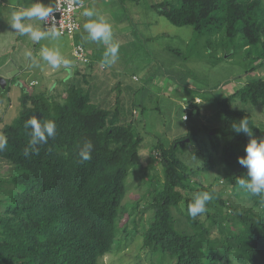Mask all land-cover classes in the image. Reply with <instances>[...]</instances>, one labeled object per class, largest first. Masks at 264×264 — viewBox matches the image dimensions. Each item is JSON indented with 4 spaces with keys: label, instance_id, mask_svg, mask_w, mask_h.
<instances>
[{
    "label": "trees",
    "instance_id": "1",
    "mask_svg": "<svg viewBox=\"0 0 264 264\" xmlns=\"http://www.w3.org/2000/svg\"><path fill=\"white\" fill-rule=\"evenodd\" d=\"M148 8L174 26L217 37L225 49H243L264 67V0H161ZM140 35L136 52L146 42ZM89 59L59 91L22 90L18 116L2 130L8 147L0 163L8 176L0 177V264H103L106 255L129 245L147 249L155 264H264V198L237 183L247 177L237 158L249 137L232 130L245 118L253 138L264 139V124L251 114L256 108L264 114V76L227 98L209 99L219 111L214 128L199 127L195 98L186 101L190 112L182 118L193 123L168 145L158 142L144 165L132 100L137 88L123 79L107 88L116 73L93 72ZM33 115L54 120L57 135L26 158L30 129L24 123ZM200 133L204 139L197 142ZM88 141L91 159L82 162L79 152ZM189 145H196L194 165L182 158ZM132 173L139 177L134 198L126 182ZM201 191L214 199L203 219H193L187 206Z\"/></svg>",
    "mask_w": 264,
    "mask_h": 264
},
{
    "label": "rangeland",
    "instance_id": "2",
    "mask_svg": "<svg viewBox=\"0 0 264 264\" xmlns=\"http://www.w3.org/2000/svg\"><path fill=\"white\" fill-rule=\"evenodd\" d=\"M151 2H159V0H137L136 17L140 24H136L135 28L142 34L140 36H144L146 40L144 46L138 48L137 52L133 48L122 52L124 49L121 48L119 64L123 82L137 88V92L132 95L137 109L136 114H133L135 128L144 140L145 146L140 150L144 165L148 164L146 162L149 159L148 151L152 150L158 142L163 146L168 145L173 139L184 134V129L190 125V122L193 123V121L185 122L182 118L190 112L186 101L192 97L195 98L193 101L198 105L200 114L197 118L199 127L205 125L214 128L217 126L219 111L209 99L227 98L245 81L264 76V67L259 66L261 60L246 55L241 48L225 49L220 46L215 36H198L191 27H177L170 24L148 8ZM67 38L61 37L60 40L63 42L62 48L66 44L65 48L68 50L70 41ZM136 46L139 47L138 41ZM67 58L70 59L68 56ZM0 77L7 79L10 92L8 95L12 102V109L5 115L0 114L2 115L0 116V133H3V128L11 125L18 116L20 93L24 89L18 86L17 80H14V74L0 73ZM117 82L118 79L111 80L105 82V86L113 89ZM40 88L41 86H38L33 91L38 92ZM141 88L146 93H143ZM55 89L58 88L55 87L47 92L54 93ZM0 94H4L2 89ZM115 94L113 92L112 96ZM122 97V102L127 108L129 104L127 93L123 92ZM252 108L246 106L243 110L249 112ZM251 114L257 124H264V114L261 109H253ZM221 125L220 122L218 127ZM200 139H204L201 133L197 137V142ZM194 147L196 145L186 146L187 150L182 156L184 159L182 160L189 165L196 163ZM7 169L6 164L0 163V177L8 176ZM155 169L161 176V166L156 165ZM216 169L210 175H205L207 182L214 177ZM133 175V173L130 174L126 181L133 186L132 191L128 193L132 198L139 193L137 188H134L139 183V177ZM199 219L203 217L200 216ZM216 232L217 230L214 229L213 233ZM138 242L140 243V240ZM137 248L135 245H129L124 251H115L112 255L108 254L110 256L106 255L101 262L103 264H155V259H151L147 249L137 250Z\"/></svg>",
    "mask_w": 264,
    "mask_h": 264
},
{
    "label": "clouds",
    "instance_id": "3",
    "mask_svg": "<svg viewBox=\"0 0 264 264\" xmlns=\"http://www.w3.org/2000/svg\"><path fill=\"white\" fill-rule=\"evenodd\" d=\"M74 3L82 6V0H74ZM61 11L54 4L45 5L36 0L30 7L23 8L12 15L11 27L21 36H28L33 42L40 43L43 40L59 41L63 33L60 26H57L54 13ZM82 15L87 19L83 24V29L87 33L86 39L106 46L100 61L101 66L109 68L119 59L120 44L113 41L112 25L103 16L97 13L94 8H84ZM38 20L43 22L40 25H34L28 21ZM49 21L51 23L49 24ZM45 25L47 27H45ZM29 60L30 68H39L41 61L46 62L53 69L63 68L69 76L72 72V61L66 58L58 46L42 47L39 51V57L31 51L25 53ZM54 86V85H53ZM25 129H30L28 146L24 149L23 155L27 158L30 154H39L40 146L48 143L50 139L57 135V124L54 120L41 121L33 115L25 121ZM236 133H244L249 137L245 145V155L238 157V163L247 169V177L237 178V183L242 189H245L252 196L264 198V139L259 142L252 136V128H249L248 121L245 118L239 120L238 124L232 126ZM8 147V138L0 133V152ZM93 144L85 142L80 149L79 156L81 161L91 159ZM214 199V195L209 191L197 192L192 202L187 206V212L190 217L196 219L198 216L208 211L207 205Z\"/></svg>",
    "mask_w": 264,
    "mask_h": 264
},
{
    "label": "crops",
    "instance_id": "4",
    "mask_svg": "<svg viewBox=\"0 0 264 264\" xmlns=\"http://www.w3.org/2000/svg\"><path fill=\"white\" fill-rule=\"evenodd\" d=\"M160 1L161 0H159V2ZM34 2H36V0H0V73L14 74V80H17V83L19 84L18 86L23 87L24 90L27 88V90L31 91L36 87L41 86L39 89L40 91H49L50 89L58 87L60 83L71 79L74 71L81 68L74 63L71 53L72 47L76 41L78 44H81L87 52H89V55L93 60V72H99L101 69L102 71H105V76H108L110 73L115 74L116 72V75L110 77V80L118 79L119 81L123 78L120 76L121 70H119L122 52H127L126 50L128 48L130 50L133 48L136 52L137 29L135 28V25L140 24L136 17L138 10L136 0H82V8L77 15L80 29L76 33L75 39L67 38L70 41L68 50L65 48L66 44L64 48H62L63 42H61V40L53 42L43 40L40 43H36L28 36L19 35L15 32V29L11 27L10 24L13 13L23 8L30 7ZM39 2L48 5L52 3V0H39ZM84 8H94L98 14L110 22L113 30V41L120 44L119 59L109 68L102 67L100 63L106 46L86 39L87 33L83 29V24L88 18L82 15ZM139 16L141 17L142 15ZM140 17H138V19ZM28 22L33 23L34 25L42 24V22L38 20ZM45 46H58L66 58L67 56L70 57V60L72 61V72L70 76L63 68L53 69L43 61H41V66L39 68H30L28 66L29 60L25 53L31 51L34 55L39 57L40 49ZM121 48L124 49L122 52ZM124 69L125 68H123V70ZM0 78L5 80L6 88L8 86L7 79L4 77ZM14 80L12 79V81ZM31 82H36V85L30 87L29 84ZM4 90L5 89H3V91ZM9 93L10 92L8 91L6 94L4 92L5 95L0 94V114L2 113L5 115L12 109V102L8 95Z\"/></svg>",
    "mask_w": 264,
    "mask_h": 264
},
{
    "label": "built area",
    "instance_id": "5",
    "mask_svg": "<svg viewBox=\"0 0 264 264\" xmlns=\"http://www.w3.org/2000/svg\"><path fill=\"white\" fill-rule=\"evenodd\" d=\"M52 3L61 9L53 15L57 26H60L63 33L62 36L73 39L80 29L77 15L82 6L75 4L74 0H52ZM50 23L51 21H49ZM45 27L47 26L45 25ZM71 53L74 63L78 66L87 65L90 61L88 52L81 44L74 43ZM29 85L30 87L35 86L36 82H31Z\"/></svg>",
    "mask_w": 264,
    "mask_h": 264
},
{
    "label": "water",
    "instance_id": "6",
    "mask_svg": "<svg viewBox=\"0 0 264 264\" xmlns=\"http://www.w3.org/2000/svg\"><path fill=\"white\" fill-rule=\"evenodd\" d=\"M5 85H6V82L4 79L0 78V88L3 90L5 89ZM186 142L188 143V140H186Z\"/></svg>",
    "mask_w": 264,
    "mask_h": 264
}]
</instances>
